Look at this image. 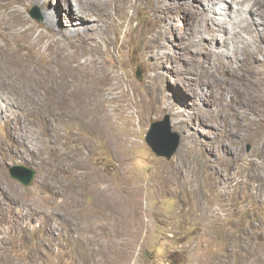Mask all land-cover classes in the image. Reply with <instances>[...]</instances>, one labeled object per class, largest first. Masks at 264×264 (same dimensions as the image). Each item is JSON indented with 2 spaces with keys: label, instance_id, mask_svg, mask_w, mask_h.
Segmentation results:
<instances>
[{
  "label": "rangeland",
  "instance_id": "374dc122",
  "mask_svg": "<svg viewBox=\"0 0 264 264\" xmlns=\"http://www.w3.org/2000/svg\"><path fill=\"white\" fill-rule=\"evenodd\" d=\"M207 2L0 0V139L9 115L32 148L0 149V264H264V0ZM167 115L169 159L144 140Z\"/></svg>",
  "mask_w": 264,
  "mask_h": 264
},
{
  "label": "bare ground",
  "instance_id": "6f19581e",
  "mask_svg": "<svg viewBox=\"0 0 264 264\" xmlns=\"http://www.w3.org/2000/svg\"><path fill=\"white\" fill-rule=\"evenodd\" d=\"M28 0H19V2L21 3V5H24ZM36 1H39V0H36ZM60 1H63V0H59ZM64 1H67V0H64ZM77 3V6L79 5V2L81 0H75ZM85 3H86V6L88 8V12L92 11L94 13V15H96L97 17V20L102 18L101 15L105 14V13H109L111 15H114V13H121V14H124L128 8V5H129V0H83ZM208 2L205 3V4H209L210 2H212V0H207ZM221 0H219L220 2ZM234 1V0H233ZM240 1V0H239ZM256 1H259V0H256ZM69 2V1H68ZM214 2V1H213ZM218 2V1H217ZM235 3V2H234ZM260 3V2H259ZM19 4V3H18ZM67 4V3H66ZM83 4V3H82ZM238 4V3H236ZM242 4V3H241ZM69 5V4H68ZM240 5V4H238ZM243 5V4H242ZM248 5V4H247ZM67 6V5H66ZM76 6V5H75ZM85 6V7H86ZM130 6V5H129ZM241 6V5H240ZM250 6V5H249ZM252 6V5H251ZM243 7V6H242ZM241 7V8H242ZM67 8V7H66ZM69 8V7H68ZM80 10H82L80 7H78ZM248 12H251L250 9H248V7H245ZM258 9V7H257ZM77 12H78V15H82V13L76 8L75 9ZM254 10V9H253ZM84 11V10H83ZM86 12V11H85ZM259 11H252L251 13L253 14H260V13H257ZM50 13V12H49ZM74 12H72L71 10V14L69 12V15L72 17V18H75V16L73 15ZM91 13V14H93ZM87 14V13H86ZM85 15V13H84ZM119 15V14H118ZM123 16V15H122ZM125 16V15H124ZM261 16V15H260ZM95 17V16H94ZM79 20L81 18H78ZM85 19V22L88 20V19H95L93 18L92 16L90 17H84ZM83 19V20H84ZM122 19V18H121ZM120 19V20H121ZM44 20L50 25L52 26L54 29L56 30H61L62 29V26L60 25V22H58L59 20L55 19V17H53L52 15L48 14L47 12L44 13ZM96 20V19H95ZM67 22V25H72L73 23L76 24V22L72 21V19L66 15V20ZM79 22V21H77ZM59 23V24H58ZM12 24V23H11ZM83 28L85 29H88L89 26L91 25L90 22H87V23H80ZM75 30V29H73ZM83 30V29H82ZM74 31H71L70 34H73V36L75 35L73 33ZM4 38V37H3ZM86 49H89L88 47ZM0 50H2V47L0 45ZM248 52V51H247ZM252 52V51H251ZM253 53V52H252ZM251 53V54H252ZM19 54V53H18ZM63 54V53H62ZM254 54V53H253ZM77 55V54H75ZM249 55V54H248ZM69 55L66 54H63L61 56H59V51H56L54 52L49 58H48V62L46 64H44V66L40 65L39 68H41V70H44L47 74V78L48 80H52L53 79V76L56 77V80H57V75H58V69H56V67L58 66L57 65V62H61V64H63V60H65L66 58H68ZM248 57V56H247ZM22 60V59H21ZM20 61V60H19ZM35 64V63H34ZM62 67V66H61ZM36 68V67H35ZM37 70V69H36ZM83 70V69H82ZM53 75V76H52ZM40 76V75H39ZM38 76V77H39ZM36 77V76H35ZM17 78V77H16ZM16 85V84H15ZM47 85V84H46ZM65 85V81L63 82V86ZM59 86V85H58ZM113 88V87H112ZM2 92V91H1ZM84 95V92L83 93H79L77 96L74 97L73 99V103L74 104H77L79 108H81V111L83 112V109L86 110L88 113H91V114H94V113H98L99 111L100 112H104V109L101 108V106H99V103H98V97H97V94L96 92L93 93L92 95L89 94V97L88 99L92 100L91 101V104L89 103H82V101L80 102L79 99L83 100L85 97L83 96ZM260 95V94H259ZM12 96V95H11ZM49 96V95H48ZM87 96V94L85 95ZM3 97V96H2ZM253 99V98H252ZM10 100V99H9ZM14 101V100H13ZM16 101V100H15ZM14 101V102H15ZM257 103V102H256ZM18 104V103H17ZM261 104V103H260ZM74 106V108L78 111V114L80 116L81 114V111L79 110V108ZM254 108V107H253ZM257 109V108H256ZM4 109H2V106L0 104V112H2ZM75 110V111H76ZM260 113H264V99L262 100V104H261V108H260ZM12 113V112H11ZM73 113V112H72ZM1 115V114H0ZM76 115V114H75ZM69 117V116H68ZM74 117V116H73ZM17 118V117H16ZM4 120H6L7 122V125H6V129H5V133H6V137H8L9 139L12 140L13 142V145L11 144H8L7 142H5V139L2 140L0 139V149H4V151L8 154V157L9 158H16L17 156H21L17 153L18 152H21L23 150H31V142L28 140L26 141V139L24 140V137H23V134H22V131L24 129V125L21 126V124L18 122L19 119H15L14 117L12 116H9V115H6L5 118H3ZM15 122V123H14ZM81 122V121H80ZM87 123V122H86ZM20 124V125H19ZM25 131V130H24ZM21 146L25 147V149H22ZM33 152V151H32ZM25 153V152H24ZM22 157V156H21ZM18 158V157H17ZM0 181L1 183L4 181V179L7 181V183H11L8 181L7 177L0 171ZM5 186V185H4ZM2 185H0V194H5L4 193V189L6 187H4ZM10 186V184H9ZM8 186V187H9ZM3 189V190H2ZM10 189V188H9Z\"/></svg>",
  "mask_w": 264,
  "mask_h": 264
},
{
  "label": "water",
  "instance_id": "95a60500",
  "mask_svg": "<svg viewBox=\"0 0 264 264\" xmlns=\"http://www.w3.org/2000/svg\"><path fill=\"white\" fill-rule=\"evenodd\" d=\"M169 116L164 120L155 122L148 128L144 140L153 153L158 157L169 159L176 150L179 143V135L171 132ZM18 171L12 172V175L19 179L23 184L30 185L34 176V171L25 166H15Z\"/></svg>",
  "mask_w": 264,
  "mask_h": 264
}]
</instances>
